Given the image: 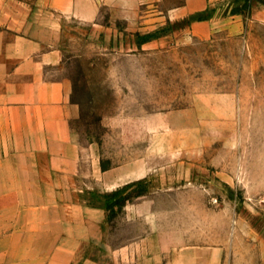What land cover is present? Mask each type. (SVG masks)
I'll return each mask as SVG.
<instances>
[{
	"label": "rangeland",
	"instance_id": "1",
	"mask_svg": "<svg viewBox=\"0 0 264 264\" xmlns=\"http://www.w3.org/2000/svg\"><path fill=\"white\" fill-rule=\"evenodd\" d=\"M94 1L93 19L63 26L61 74L81 105L73 138L127 175L108 189L81 176V199L107 210L104 241L183 230L220 244L222 264H264V21L242 13L239 31L201 37L175 15L186 0ZM84 254L107 261L94 243Z\"/></svg>",
	"mask_w": 264,
	"mask_h": 264
},
{
	"label": "crops",
	"instance_id": "2",
	"mask_svg": "<svg viewBox=\"0 0 264 264\" xmlns=\"http://www.w3.org/2000/svg\"><path fill=\"white\" fill-rule=\"evenodd\" d=\"M213 1L186 0L175 15L211 10L190 21L193 35L222 26L239 31L243 14L229 6L221 16L230 1ZM263 5L251 2V18L264 21ZM73 16L93 19L95 1L0 0V264H222L220 244L190 241L183 230L159 229L117 248L104 241L107 210L81 199V176L92 174L108 189L127 175L104 169L96 147L73 138L81 105L71 99L72 79L61 74L63 26ZM88 243L107 261L84 254Z\"/></svg>",
	"mask_w": 264,
	"mask_h": 264
},
{
	"label": "trees",
	"instance_id": "3",
	"mask_svg": "<svg viewBox=\"0 0 264 264\" xmlns=\"http://www.w3.org/2000/svg\"><path fill=\"white\" fill-rule=\"evenodd\" d=\"M234 1H236L237 4L232 6L231 13H243L245 15L250 14L251 12L250 6L253 0H234ZM237 1H241V3ZM257 1L264 4V0H257ZM189 17L191 20L192 19H207L211 17V10L207 8L203 11L196 12L195 14H192ZM102 167L104 169L107 168V166L104 163H102Z\"/></svg>",
	"mask_w": 264,
	"mask_h": 264
}]
</instances>
